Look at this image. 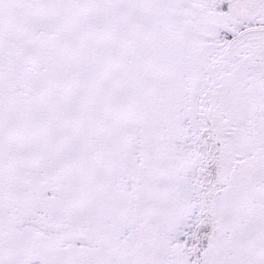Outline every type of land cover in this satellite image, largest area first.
I'll list each match as a JSON object with an SVG mask.
<instances>
[{
	"label": "snow or ice",
	"instance_id": "snow-or-ice-1",
	"mask_svg": "<svg viewBox=\"0 0 264 264\" xmlns=\"http://www.w3.org/2000/svg\"><path fill=\"white\" fill-rule=\"evenodd\" d=\"M0 264H264V0H0Z\"/></svg>",
	"mask_w": 264,
	"mask_h": 264
}]
</instances>
